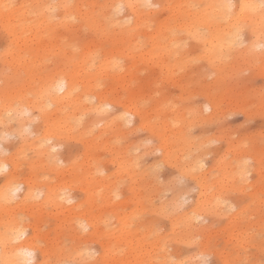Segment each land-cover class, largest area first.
Masks as SVG:
<instances>
[{"label": "rangeland", "instance_id": "rangeland-1", "mask_svg": "<svg viewBox=\"0 0 264 264\" xmlns=\"http://www.w3.org/2000/svg\"><path fill=\"white\" fill-rule=\"evenodd\" d=\"M206 1L191 4L202 8ZM147 4L157 19L164 17L158 0ZM53 13V26L63 34L59 9ZM119 15L132 22L127 7ZM154 28L132 40L135 51L150 53L148 63L138 57L130 74L134 59L117 57L118 68L102 76L89 100L95 104L102 94L109 104L82 118L75 139L50 140L58 142L50 161L35 150L38 110L23 115L26 127L18 128L14 117L8 122L0 155L16 170L8 182L12 167L0 168V194L19 187L12 201L0 199V242L15 246L32 238L40 264L76 253H82L78 264H264V46L245 49V31L244 41L216 60L206 44L182 32L171 41L149 39ZM75 35L95 39L84 27L75 26ZM61 39L52 38L41 74L56 78L69 69L66 53L57 49ZM11 41L0 26V105L7 100L6 76L14 72L5 60ZM33 78L20 71L10 88L33 99L40 76ZM123 103L137 105L142 116L122 119ZM54 107L45 112L58 115ZM93 117L92 131L83 132Z\"/></svg>", "mask_w": 264, "mask_h": 264}, {"label": "bare ground", "instance_id": "bare-ground-1", "mask_svg": "<svg viewBox=\"0 0 264 264\" xmlns=\"http://www.w3.org/2000/svg\"><path fill=\"white\" fill-rule=\"evenodd\" d=\"M147 1L0 0V26L12 37L10 46L5 51V60L14 69L12 75L6 76L7 80L2 91L7 100L0 105V139L8 130V122L13 117L18 120L16 123L18 128L26 127L28 121L23 115L28 110L36 109L40 113L37 115L40 124L35 150L38 157L44 161H50L51 151L58 144V142L48 144L50 140L75 139L76 136L72 131L82 123V118L88 113L100 112L102 107L109 104L102 94L97 96L95 104L90 103L89 100L92 90L100 85L102 76L118 68L117 57L130 56L134 59L129 66L130 74L137 65L138 57H143L141 59L143 64L148 63L150 53L140 54L141 51H135L133 49L135 43L132 40L140 30L146 31L153 23L155 24L154 36L149 39L162 36L170 38L171 41L178 38V32H182L184 37L192 38L198 44H206L209 54L212 53L211 58L216 60L222 57L224 50L231 49L235 43H242L244 41L242 34L245 31L249 38L245 49L255 50L257 46H264V11H261L264 0H235V6L230 0H207L202 8L195 7L191 4V0H158L159 10L165 13L162 19H157L151 10L144 9V6L148 5ZM5 4L13 5V7L5 11L3 9ZM117 5L127 7L128 12L133 16L131 23L128 19L125 21L124 16L119 15L120 12L114 14ZM56 8L59 9L58 23L63 34H59L58 28L53 26L55 20L53 12ZM75 26L84 27L89 32H93L95 39L83 40V36L75 35ZM58 35L62 39L57 49L66 53L63 57L69 69L55 78V73L41 74L39 68L42 66L44 57L48 55L47 47L50 46L52 38ZM70 35H74L73 38L78 39L79 42L74 41L72 37H69ZM142 36L148 37L144 34ZM100 55L102 59L97 66H94L96 57ZM208 58L211 59L210 56ZM160 65H164V62ZM92 68H95V72ZM20 71H24L26 76H31V83L34 81V73L40 76L39 83H35L38 88L33 99L29 98L24 90L22 92V89L12 91L10 88V84H14ZM59 81H63L62 90L57 87ZM18 87L21 88L22 84H18ZM21 92L22 95H20ZM133 98L134 96L131 97ZM208 104L209 107L212 106L210 102ZM50 105L55 106V110L59 111L58 115L54 116L45 112ZM123 106L122 119L127 120L126 114L140 115L141 113L142 116L137 105L134 104L132 108L123 103ZM32 120L29 119L30 122ZM89 121L86 122L83 132H86L87 128L88 132L92 131L95 117ZM21 140L24 141L25 138ZM2 158L0 155V168L12 167L6 180L13 181L16 164L8 160L4 161ZM18 187V183L7 186L1 192L0 199L12 201L17 195ZM50 191H52V201L57 202L55 188ZM30 194L31 191L28 188L23 198H29ZM59 196L61 195L58 194ZM64 199L65 197H61V201ZM59 207L62 206L59 204ZM19 234H15L13 238H19L24 232ZM10 243L11 241L0 242V264H27L29 260L32 264H40L36 260V244L32 238L28 237L15 246H10ZM26 252H31L33 255L29 257L25 255ZM45 252L43 249L40 250V255L43 256ZM64 256V254L57 255L56 264L68 259ZM74 256L73 261L81 258L82 253H76Z\"/></svg>", "mask_w": 264, "mask_h": 264}, {"label": "snow or ice", "instance_id": "snow-or-ice-1", "mask_svg": "<svg viewBox=\"0 0 264 264\" xmlns=\"http://www.w3.org/2000/svg\"><path fill=\"white\" fill-rule=\"evenodd\" d=\"M13 7V5H9V4H5L3 5V9L5 11H7L9 8ZM123 6L122 5H117L114 9V14H118L120 12V9L122 8ZM231 7V6H229ZM261 11H264V3L261 4ZM57 87L60 88L61 90L63 89V81H59L57 83ZM247 163V162H246ZM82 228H84L85 231H87V227L85 225H81ZM25 255L31 257L33 255V253L31 252H26ZM27 264H32V261L29 260L27 262ZM59 264H78L77 261H73V260H63V261H60Z\"/></svg>", "mask_w": 264, "mask_h": 264}]
</instances>
